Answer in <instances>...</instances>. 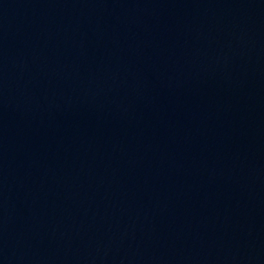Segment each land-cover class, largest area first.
<instances>
[{"label": "water", "instance_id": "obj_1", "mask_svg": "<svg viewBox=\"0 0 264 264\" xmlns=\"http://www.w3.org/2000/svg\"><path fill=\"white\" fill-rule=\"evenodd\" d=\"M0 264H264V0H0Z\"/></svg>", "mask_w": 264, "mask_h": 264}]
</instances>
